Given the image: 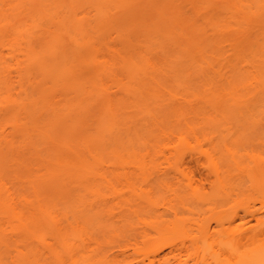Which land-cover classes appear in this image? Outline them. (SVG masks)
Segmentation results:
<instances>
[{
  "label": "rangeland",
  "instance_id": "obj_1",
  "mask_svg": "<svg viewBox=\"0 0 264 264\" xmlns=\"http://www.w3.org/2000/svg\"><path fill=\"white\" fill-rule=\"evenodd\" d=\"M187 2L181 4L183 22L173 21L174 25L168 12L156 17L160 21L156 30L141 34L128 48L117 43V34L107 40L104 56L100 53L109 65L101 76L80 70L72 61L71 76L80 82L84 101L57 88L48 101L34 104L37 79L24 83L13 74L10 82L12 94L23 103L19 122L29 135L22 141L16 136L17 128L10 124L0 128L1 187L13 191L24 184L22 173L16 177L8 166L7 155L27 158L37 175L30 212L40 221L74 227L69 243L86 242L87 233L102 242L103 234L107 238L105 234L113 229L125 227L128 219L122 216L128 215L130 225L121 228L128 234L120 229L118 238H108L110 249L115 245L117 252L134 259L129 264L142 254L150 255L140 237L127 240L129 234L133 238V233L138 236L146 229L143 222L161 223L164 230L158 246L165 264H206V260L229 264L231 256L219 243L228 242L241 229L251 231L255 244H264V225L252 218L264 197V186L256 184L253 175L252 181L243 176L238 188L230 183V176L236 174L230 153L248 154L239 158L240 165L264 166V34L256 30L259 33L254 32L257 35L242 47L241 38L237 36L240 43L231 38L235 35L229 40L231 33L223 36L209 22L216 18L210 10L196 15ZM207 15L209 20L203 18ZM130 34L131 30L122 32L123 37ZM124 60L133 64L132 77ZM3 111L0 105V115ZM54 114L60 116L52 121ZM102 123L111 127L102 129ZM40 132L45 135L39 136ZM8 142H14V149L8 150ZM30 143L35 145L34 153ZM185 144L190 148L184 160L180 152ZM72 156L82 161L80 176L59 168ZM53 168L59 172L44 176ZM54 178L60 181L58 189L42 193L43 182ZM144 193L149 194L151 207L139 198ZM261 214L264 220V210ZM123 219L124 225L119 222ZM177 224H184L190 237L172 233ZM207 226L211 236L205 238ZM117 257V263L123 264L125 257Z\"/></svg>",
  "mask_w": 264,
  "mask_h": 264
},
{
  "label": "bare ground",
  "instance_id": "obj_2",
  "mask_svg": "<svg viewBox=\"0 0 264 264\" xmlns=\"http://www.w3.org/2000/svg\"><path fill=\"white\" fill-rule=\"evenodd\" d=\"M184 1L185 3L188 1L187 3L194 14L202 12L207 14L209 13L207 10H210L216 18L213 20L212 17L209 22H213L217 31L224 34L223 36L231 33L232 35H228V38L233 35L235 36L231 38H234L235 41L241 38L242 47L247 46L248 41L257 35H254V32L260 30L259 32L262 31L264 34V0H247V3L240 0H218L221 2L217 0H0V84H2L0 105L4 107L3 114L0 115V128L4 124H10L18 129L16 136L21 138L22 141L28 139V129L19 122V115L24 108L23 103L12 94L10 87L13 74L15 78L24 83L38 80L37 99L32 101L34 104L37 101H48L52 92L57 88H60L65 95L76 94L78 101L81 102L83 99L80 97V82L74 76H71L70 64L72 61L77 62L80 70L83 68L86 72L89 71V73L101 76L106 72L109 65L105 58L101 57L103 47L107 46V40L117 34V43L123 49L128 48L141 34L149 35L150 32L156 30L160 26V21H155L156 17L159 16V19H161L162 15L168 14V12V15L171 16V23L175 25L176 22L173 21L183 22L181 18H185L182 17L181 4ZM208 16H203V18L207 17V20H209ZM217 18L218 22L215 21ZM225 18L230 20L228 23L232 21L235 27L230 26L232 22L228 26ZM154 26L155 29H152ZM257 26L258 28L255 29ZM169 28L167 29L168 33L172 32ZM125 30H131L129 37L122 36V32ZM231 38L229 40H233ZM257 41L259 42V40ZM100 51H102V54ZM124 61L125 71L130 72L131 75H129L132 77L134 73L133 64L131 62L126 63L127 60ZM59 116L54 114L52 121L57 120ZM103 126L104 129L111 127L110 124L107 127V124L102 123L101 128ZM44 132H48L47 129ZM40 135L45 134L40 132ZM58 136H60L59 131ZM99 141L96 140L94 143L95 145L97 143V147L100 146ZM52 142L55 146L56 143L53 140ZM6 145L9 151L14 149V142H8ZM237 145L239 146V144ZM189 148L188 144L182 147L181 156L179 155L181 159L184 158L185 160V151ZM30 151L31 153L35 151L33 143H30ZM230 155L233 159L232 166L234 169L232 170L236 171L235 175L230 176V183H232L231 185L234 184V189L239 187L240 179H243V176L244 178L247 177L249 181L253 180L256 184L264 186L263 164L256 163L254 165V162V166H243L242 164L241 166L239 158L241 156L246 158L248 154L244 156L230 153ZM57 156L62 155L57 154ZM7 157L9 159L7 160L8 163L10 162L8 166H11L14 176L17 177L22 173L24 184H18L19 187L17 185V189L14 188L13 191L3 189L0 185V264H119L117 263L119 262V259H117L119 255L120 259L126 258L123 259V264H129V261L131 263L134 260L127 257V255L124 256L126 253L123 251H119L121 253L117 252L115 245H113L114 250L109 247L111 246L109 242L112 240L108 236L116 239L118 238L117 234L120 232L122 234L128 232L126 229H121L124 226H120L122 231L116 228V232L120 230L118 233L113 229L110 232L111 236L110 233L105 234L107 238H104L103 234L102 242L98 238L92 239L87 233L85 235V237H88L86 242L75 244L68 242L73 231L76 230L71 225H62L53 220L40 221L34 217L30 212L33 204L29 200V197L37 192V175L33 171V166L27 158L11 154H8ZM63 161L64 158L60 159L58 163L60 164ZM59 168H63L62 172L71 173V176L79 172L80 176L83 164L77 156H72L69 162ZM49 170L44 175L47 178L51 177L54 172H59L55 171L54 168ZM56 179L58 180V178ZM49 180L48 183V180H46L41 185L42 193L47 190H56L60 186L59 180L56 181L55 178ZM139 198H144L150 207L153 205L148 193H144ZM259 204V209L256 210L254 216L252 215V218L257 223L264 225L261 216L264 210V197L260 199ZM157 207H155V209H158L155 214L159 212ZM122 217L129 220L128 215ZM124 220H119V222ZM128 220L125 221L130 225V220ZM84 221L87 222L88 220L85 219ZM126 223L124 228H126ZM143 224L146 229L138 232V236L137 233H133L135 235L133 238L130 237L132 234H129L128 238L126 237L127 240L130 238L136 240V237H140L142 240L141 245L151 249L150 255L142 254V257L136 260L134 264H165L160 254L161 248L158 246V241L162 238L164 230L161 223L152 221L143 222ZM129 227H133V225ZM131 229L133 230V228ZM185 229L184 224L182 226L177 224L173 226L172 233L185 238L189 235ZM262 234H264V230ZM126 235L124 234L123 238ZM203 236L205 238L211 236L208 226L205 227ZM249 244L256 246L244 253L239 251L241 247ZM219 248L224 252L225 250L228 251V255L231 256L229 264H264V244H255L254 237L249 230L241 229L240 233H237L226 243L225 239H222ZM211 255L209 252V258H211ZM208 261H205L206 264H210L211 261Z\"/></svg>",
  "mask_w": 264,
  "mask_h": 264
}]
</instances>
